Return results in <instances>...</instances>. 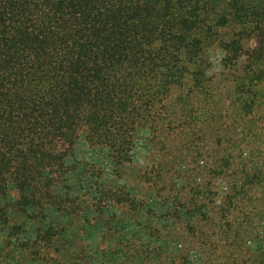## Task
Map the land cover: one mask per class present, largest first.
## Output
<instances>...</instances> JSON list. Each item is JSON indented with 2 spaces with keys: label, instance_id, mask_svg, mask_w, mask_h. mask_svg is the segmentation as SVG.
<instances>
[{
  "label": "trees",
  "instance_id": "obj_1",
  "mask_svg": "<svg viewBox=\"0 0 264 264\" xmlns=\"http://www.w3.org/2000/svg\"><path fill=\"white\" fill-rule=\"evenodd\" d=\"M211 51L223 56L220 76L232 79L226 102L208 76ZM178 91L190 105L187 115L211 101L218 112L228 109L237 124L249 125L241 129L242 139L260 137L264 144L263 132L252 133L261 118L264 124V0H0V227H10L5 251L12 254L13 239L21 249L17 264H93L82 250L62 252V218L73 222L70 217L112 202L123 216L137 219L124 206L133 211L145 204L124 187L98 184L80 202L69 176L83 166L90 180L101 179L96 163L83 154L100 149L109 151L117 179L126 177L142 132L156 147L178 114L172 112ZM199 110L189 122L196 125L207 115ZM243 158L235 164L227 156L213 168L218 176L232 169L240 174L232 193L250 179L253 158ZM207 186L205 199L187 203L188 213L211 199ZM179 205L175 200L166 210L177 223L186 214ZM232 205L224 201L211 210L222 227ZM98 212L95 225L110 233L117 213ZM27 222L35 233L18 240ZM155 229L147 225L137 239L145 250L130 242L122 248L125 264H155L162 253L141 240L154 237ZM227 245L230 260L239 263L243 239L230 233ZM7 258L0 254V263Z\"/></svg>",
  "mask_w": 264,
  "mask_h": 264
},
{
  "label": "rangeland",
  "instance_id": "obj_2",
  "mask_svg": "<svg viewBox=\"0 0 264 264\" xmlns=\"http://www.w3.org/2000/svg\"><path fill=\"white\" fill-rule=\"evenodd\" d=\"M207 56L210 64L208 76L217 83L214 93L221 95L226 102L228 98L224 95L232 79L227 81L225 76H220L225 72L223 56L214 51L207 52ZM180 94L181 91L176 93L177 100L175 98L172 108V112L177 111L178 114L170 117L168 121L172 122L165 134L163 132L160 135L156 147H151L147 133L142 132L132 151L133 163L125 171L126 177L117 179L108 150L96 149L83 153L86 157L84 161L88 159L96 163V170H100L102 177L97 181L90 180L85 170L87 167L84 169L83 166L70 174L68 184L72 188L71 194L77 200L82 202L90 198L88 188L93 191L98 184L115 182V186L124 187L145 205L141 206V210L133 211L129 205L124 206L137 219L123 216L112 202L106 208L88 210L78 217H70L73 222H69V218H62L67 228L59 237L62 252L79 254L82 250L93 259V264H125L122 248L129 242L132 248L142 247L137 239H140L147 225H151L156 228V231L153 230L155 238H146L147 235H144L141 240L156 250V255L162 253L160 258H156L155 264H170L172 260L175 264H233L229 257L231 247L227 245L230 233L243 239L245 250L237 253L239 260H243L242 264L264 263V144L259 136V140L242 139L241 129L246 130L249 125L237 124L228 109L218 112V107L213 106V103L211 105V101L204 103L200 110L193 106L187 115L186 108L190 109V105L178 99ZM198 110L207 115L195 125L189 121ZM261 113L258 117H262ZM261 120L257 122L258 129H253L252 133H264ZM242 155L243 159L249 157L248 162L253 158L247 165L250 179L246 186L238 184L239 187L232 193V182L240 174H234L232 169L218 176L213 173V168L223 166L227 156L231 159L235 157V164H239ZM146 172L148 177L153 178L151 182L146 181ZM208 184L212 186L211 199H206L201 211L188 213L187 203L205 199L202 192ZM162 200L164 203L160 204ZM175 200H178L182 209L186 208L183 222L177 223L173 216L166 215L167 207L172 208ZM224 201L232 202L233 205L230 213L223 214V221L228 223L222 227L221 218L213 215L211 210H218ZM98 210L107 216L117 213L118 222L112 225L110 233L101 229V225H95ZM27 224V231L21 232L18 240L26 241L34 235L33 227ZM9 232L10 227H0V254L8 256L4 264H17L21 249L15 245V239L11 243L12 254L5 251ZM132 262L144 264V259L141 263L138 259Z\"/></svg>",
  "mask_w": 264,
  "mask_h": 264
}]
</instances>
